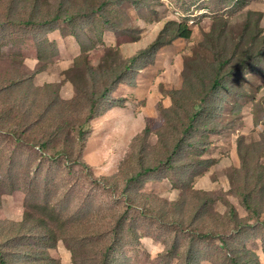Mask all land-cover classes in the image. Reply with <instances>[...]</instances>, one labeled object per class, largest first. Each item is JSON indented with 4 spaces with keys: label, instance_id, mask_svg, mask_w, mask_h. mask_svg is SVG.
Here are the masks:
<instances>
[{
    "label": "rangeland",
    "instance_id": "1",
    "mask_svg": "<svg viewBox=\"0 0 264 264\" xmlns=\"http://www.w3.org/2000/svg\"><path fill=\"white\" fill-rule=\"evenodd\" d=\"M61 2L90 16L54 23L48 33L50 25L39 23ZM239 3L0 0L1 250L24 251L27 263L39 254L40 264L45 254L54 264H102L106 252L113 264H235L239 254L244 264H264V57L257 56L264 0ZM32 12L37 25L12 24ZM180 23L190 26V39L177 37ZM161 36L171 43L143 56ZM78 37L86 53L81 70L70 72L83 53ZM221 55L234 65L260 61L246 81L243 64L236 66L186 134L185 113L199 102L192 90L201 89L208 60ZM133 57L131 84L112 95L120 106L104 105L83 144L76 125L90 113L84 92L95 90L92 67L100 78ZM16 127L27 135H10ZM143 165L157 169L130 183ZM116 223L123 230L109 237Z\"/></svg>",
    "mask_w": 264,
    "mask_h": 264
},
{
    "label": "trees",
    "instance_id": "2",
    "mask_svg": "<svg viewBox=\"0 0 264 264\" xmlns=\"http://www.w3.org/2000/svg\"><path fill=\"white\" fill-rule=\"evenodd\" d=\"M234 5H241L240 0H230ZM63 5L64 2L60 3L59 9L56 10V12L49 13L48 15L50 16V18H44V20H42L39 25L40 27H44L46 25H50V29L48 31L52 32L54 30L57 29V27H55V25H53L54 23L56 24L57 22H70L78 17L81 16L82 17H89L90 15L88 13H84L82 14V12H80L79 14H74L71 13L69 10H63ZM12 9H14L12 7ZM102 11V7L94 10V13H101ZM93 13V14H94ZM36 16L34 14V12H32L29 16L27 20H21V21H16V20H11L12 24L15 25H25V26H30V25H37V20H36ZM221 20V19H220ZM228 20H226L227 22ZM4 26H6V23L2 20H0V28L3 29ZM76 36H78L77 34H75ZM193 35V31L191 30L190 26L186 23H180L179 27H178V38H182V39H190ZM48 36V34H47ZM211 36V32L206 34V37ZM79 38V37H78ZM80 40V38H79ZM50 43H52L51 40H49ZM48 41V42H49ZM80 43L82 45V49H83V53L82 55L77 58L76 62H75V66L73 69L70 70V72H78L81 70L82 65H81V61L84 58V54L86 53V50L84 49V43H82V41L80 40ZM171 42H167L164 41L163 36L159 37V39L152 44V46L147 49L144 53L143 56L149 52L150 50L153 51H157L159 50L161 47L169 44ZM251 45H246V47H250ZM111 50H114V48H111ZM260 51H256V53H258ZM87 53H90V51H88ZM222 58L219 59L215 62H212L211 60H208L207 64V69L205 71L206 76L202 79V87L201 89H193L192 93H196L197 98H199V102H197L195 104V106L193 107V109L191 110H187L186 111V120H187V124L185 125V129L184 131L187 133L191 132L194 130V128L196 127L197 123L200 122L203 118V110L204 108H202V106L204 105V103L207 101V99L209 98V96L211 95V93H214L217 90L223 89L225 87V81L226 78L229 76H232L235 74V67L242 65V67H244L245 69L243 71H239V76L241 77L242 81H246L248 79V75L251 72L250 70H247L250 68L251 65H253V63H246L244 61H242V63L240 64H233L231 63V57L229 56H225V55H221ZM233 56H236V54L234 53ZM256 56V55H255ZM258 56L259 58H263L264 54L260 53ZM87 59L88 62L91 63V57L87 56L85 57ZM256 57H254V62L255 64L258 63ZM138 62V57H133V58H127L125 61V64H123L122 66H118L113 68L112 70L109 71H104L103 75L100 76L99 78V73L98 68L92 67L91 69V75H92V81L95 82V90L91 93L90 90L87 89L85 93V95L91 100V109H90V113L89 115L86 117L85 120H81L78 124L76 125L77 129H78V135L79 138L81 140V142H83L82 140L85 138L86 132L88 131V129H90V123L92 122V120H94L95 118L101 116L104 114L105 112V108L104 105H106V103L108 101H110L114 107L116 106H120L119 103H117V101L114 99V97L112 98V95L114 94L115 91H117L119 88H121V86L123 84H131V71H133V67L137 64ZM253 65V67H255L256 65ZM99 66V65H98ZM97 67V66H96ZM104 64L100 66V69H104ZM253 67L251 69H253ZM241 69V68H240ZM211 73V76H209V74ZM108 79V80H106ZM71 80L76 84L77 82L75 81L74 78H71ZM103 84V89L101 91H99V83ZM13 85H16L15 83H11ZM77 87L80 88V85L77 84ZM7 86L1 87L0 91H3L4 89H6ZM84 91V90H83ZM25 96L28 95V93L24 94ZM65 104H70L68 101H64ZM200 108V109H198ZM59 117L63 118L66 121V126L69 123V121L67 120L66 117H68L66 112L63 113H59L58 114ZM41 117H43V119L46 118L45 114H41ZM66 116V117H65ZM41 117L37 118L35 122H33L32 124H30V126H35L36 124H39L41 122ZM16 119V118H15ZM18 120L20 122L24 121V118H20V116L18 117ZM13 123V122H12ZM28 123H31L28 121ZM20 125H18L20 128H22L23 126H21V123H18ZM12 128L10 131H8V133L10 135H16L17 133H20L22 135H27L28 130L29 129H22L20 130V128ZM59 132L64 130V126H62V124H60L58 126ZM34 140V139H33ZM38 142V146L41 147L43 150L47 151L48 148H50V141H44V140H37ZM184 140L181 138L179 140V142H177L175 148H173V155L174 156L178 149L182 146ZM35 143V142H34ZM84 144V142H83ZM82 144V147H84V145ZM81 147V149H82ZM168 158L167 160V164L169 165V167L173 166V157ZM157 167H145L143 165V168L141 171L138 172V174L135 176L136 178L132 179L130 181V183H133L135 180H138V177L141 176H146L154 171H156ZM130 185V184H129ZM232 215L235 217V219H238V216L235 214V210H232ZM122 224H115L114 227L110 230V235L111 236H115V234H119V232L121 233L123 228H122ZM22 238V235L20 236ZM47 237V236H46ZM114 240V239H113ZM10 241V240H9ZM12 241V240H11ZM10 241V242H11ZM222 242L224 243V245L226 247H228L229 249H232L233 246H231L230 244H227V242L222 239ZM113 250V248H112ZM110 250V251H112ZM27 253L24 251H19L16 250L14 248H8L6 251L1 250V245H0V264H40V262L42 260L40 259V255L37 254L35 257L32 258L31 261H29L27 263ZM243 254H239L237 256H235L234 258H232V260L234 261L235 264H244L246 262L245 259H243L244 257L242 256ZM110 254L109 252H106V254L103 255L102 257V264H113L110 262L109 260ZM45 260L44 264H54L56 263L55 260H52V258L50 257L49 254H45L44 258ZM188 264H191V262L188 260L187 261Z\"/></svg>",
    "mask_w": 264,
    "mask_h": 264
}]
</instances>
